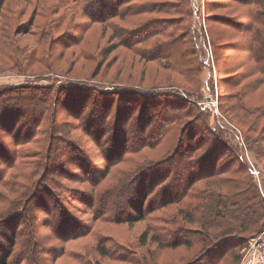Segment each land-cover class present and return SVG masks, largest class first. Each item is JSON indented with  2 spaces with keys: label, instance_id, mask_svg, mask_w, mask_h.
<instances>
[{
  "label": "trees",
  "instance_id": "1",
  "mask_svg": "<svg viewBox=\"0 0 264 264\" xmlns=\"http://www.w3.org/2000/svg\"><path fill=\"white\" fill-rule=\"evenodd\" d=\"M66 1L63 12L60 9L51 10V14L59 16L60 23L68 26V43L79 44L82 40L79 25H82L85 33L93 24L102 23L113 28V37L119 38V44L128 48L133 46V37L139 35L138 28L129 29L125 26L120 31L119 27L114 29V20H125L128 9L136 0ZM1 10L2 5L0 12ZM79 13L88 21L78 24L74 18ZM67 16L71 18L67 20ZM54 17H47L48 26L54 25L57 19ZM34 20L31 21L32 24ZM136 27H140V24ZM245 30L253 32L254 27L248 24ZM27 33H31V29ZM260 37L263 40L257 45ZM252 38L250 45L245 44L243 48L251 51L259 74L258 82L264 83V32L257 30ZM40 40L44 38L40 37L38 41ZM236 48L240 50L237 45ZM203 61V57L200 58L201 64ZM52 89L26 83L0 88V125L4 130H0V159L7 161L0 169V180L6 175L3 170L7 168V164L13 159L17 160L21 154L20 149H12L6 130L13 133L14 138L20 142L13 141V148L31 142L34 137H22L24 134L19 128H27L34 119L31 114L26 115L20 111L19 107H24L28 113H33L38 118L52 114V132L47 135L48 153L34 155L36 161L21 159L15 168L16 176L13 177L11 186V193H15V198L7 206L8 210L12 209L14 212L4 222L0 217L3 222L0 234L1 226L4 227L6 222H13L15 225L11 233L14 235L6 236L5 242L0 239V264H56L66 247L62 245L58 248L52 241L59 239L67 242L86 237L101 219L133 224L150 217V225L139 237L141 245H149L150 230L153 232L151 239L157 242L159 248L197 247L200 260L208 264L213 263L211 261L223 254L222 250L232 243H238L239 247L244 248L250 235L262 233L264 194L253 178V169L239 152V147L226 141L224 132L215 127L210 128L214 139L208 154L200 156L196 153L204 146V131L200 132L198 145H191V140L196 139L199 132L191 136L187 130L192 127L209 130L206 122V116L209 115L199 112L190 121H185V104L188 101L171 95H159L157 98H162L157 99L159 112H151L149 106L153 103L149 105V93L132 88L118 87L113 91H105L91 86H79L75 89L63 87L58 93L52 92ZM119 97L120 101H117ZM236 97L238 103L234 108L252 116L264 112V106L255 109L249 107L247 94L243 90H239ZM52 100H57L53 107L49 105ZM60 102H67L69 106L79 105L76 110L78 114L74 116L80 121L79 127L89 137L90 143L81 141L72 134L74 129L71 126L74 123L63 121L65 114L57 107ZM189 114L191 115L190 112ZM9 115L17 117V122L11 123ZM22 118H26L25 123L18 122ZM172 123L183 128L173 156L150 164L149 158H146L136 165L128 164L126 169H119L120 163L128 162V154L157 144L170 132L167 127ZM256 123L257 121L254 122ZM27 134L29 133L25 132ZM248 141L250 138L247 136L246 144L249 145ZM221 145L233 152L239 162L238 177L227 175L232 172L229 165L219 167L218 147ZM103 148L106 164L96 167L90 151H100ZM260 154L262 155L261 151L257 152L258 157ZM171 164L177 170H172ZM109 177L110 181L104 184ZM199 183L204 186L200 187ZM74 184H78V187H74ZM70 196L86 205V217L71 211L69 205L74 208L76 206ZM171 205L177 207L176 211L168 209ZM163 209L166 210L163 216L153 215ZM4 214L5 211H0V216ZM20 224L25 226L21 231L18 230ZM3 235H7V232H3ZM25 237L27 238L24 239ZM18 241H22L24 250L17 251ZM48 242L51 247H47ZM96 249L103 257H115L120 261H127L129 257L121 248L115 252L110 251L102 240L96 242ZM223 256L224 254L220 257ZM240 258H237V263ZM95 264L100 263L97 261Z\"/></svg>",
  "mask_w": 264,
  "mask_h": 264
},
{
  "label": "rangeland",
  "instance_id": "2",
  "mask_svg": "<svg viewBox=\"0 0 264 264\" xmlns=\"http://www.w3.org/2000/svg\"><path fill=\"white\" fill-rule=\"evenodd\" d=\"M65 1L0 0V88L23 83L51 87L54 93H58L63 87L75 89L79 86H91L105 91H113L118 87L132 88L149 93V105L153 103L149 110L154 113L159 112L157 99H162L157 98L159 95L184 98L188 101L185 104L187 109L182 110L184 113L187 111L185 121H190L199 112L209 115L206 116L209 130L195 127L187 130L191 136L199 132L196 139L191 140V145H198L201 133L205 132L204 146L196 153L200 156L208 154L214 139L210 128L220 129L224 132L226 141L239 147L244 160L255 172L252 174L253 178L264 194V112L252 116L234 108L237 107L236 93L239 90L247 94L249 107L255 109L264 106V83L258 82L259 74L251 51L243 48L245 44L250 45L252 35L257 30L264 32V0H136L128 9L125 20H114V29L119 27L118 30L121 31L125 26L129 29L138 28L139 35L133 37L134 44L131 48L119 44V38L113 37V28L102 23L93 24L85 33L82 25H79L82 40L79 44L68 43V26L60 23L59 16L54 17L51 14V10L60 9L63 12ZM47 17L57 18L58 21L56 19L50 27L47 25ZM70 18L67 16V20ZM33 19L34 24L31 22ZM74 20L78 24L88 21L82 13L75 15ZM138 24L140 27H136ZM248 24L254 27L253 32L245 30ZM30 29L31 33H27ZM40 37L44 40L38 41ZM262 40L263 37L258 38L257 45ZM202 57L203 64L200 63ZM251 82L254 85H249ZM208 96L217 99V111L202 108L201 102ZM56 101H50L49 105L55 106ZM78 103H81L80 97ZM57 107L65 114L63 121L74 123L71 126L74 129L72 134L81 141L90 143L89 137L79 127L80 121L74 116L78 114L76 110L79 105L69 106L67 102H60ZM19 110L26 115L31 114L34 119L27 128L20 126L22 128L19 130L24 134L22 137H34L31 142L13 148V141L20 142L14 138L13 133L6 130L12 149H20L21 154L17 160L13 159L7 164V168L3 170L6 175L0 180V211H5L4 216H0L3 222L14 212L12 209L8 210L7 206L15 198V193H11V186L18 161H36L34 155L39 156L43 152L47 154V135L52 132V114L38 118L33 113H28L24 107H19ZM16 119L17 117L9 115L11 123H16ZM25 121L26 118H22L18 122ZM256 121L257 125L254 124ZM2 127L0 125V130L4 131ZM167 129L170 132L154 146L128 154V162L120 163L119 169H126L128 164L136 165L146 158H149L150 164L173 156L183 128L172 123ZM25 132L29 134L25 135ZM247 136L252 149L246 144ZM218 148L219 167L229 165L232 172L227 175L238 177L239 162L233 152L227 151L223 145ZM83 150L86 151L84 148ZM104 150L105 148L90 151L96 167L106 164ZM206 150L209 151L205 153ZM260 151L262 155L258 157L257 152ZM6 162L0 159V169ZM173 165L175 166V162ZM174 166L170 168L177 170ZM93 169L95 173V167ZM109 181L110 177L104 184ZM198 185L204 186L203 183ZM74 187L77 188L78 184H74ZM70 199L76 206L74 208L69 205L71 211L86 217V205L72 197ZM176 208L173 205L168 207L170 211H176ZM165 213L166 210L163 209L153 215L163 216ZM150 221V217L133 224L101 219L95 223L93 232L86 237L67 242L59 239L52 241L58 248L62 245L66 247L56 264H95L97 261L100 264H208L200 260L197 247L159 248L157 242L151 239L153 232L150 230L149 245H141L139 237L147 230ZM3 222L0 221V225ZM14 225L13 222H6L4 227L1 226L0 239L5 242L6 236H13L11 232ZM22 227H25L24 224H20L18 230H23ZM3 232H7V235H3ZM23 232L25 235V230ZM246 234L248 232L244 235ZM258 234L261 232L253 235ZM98 240L106 243L110 251L115 252L121 248L123 253L129 255L127 261L101 256L96 249ZM18 242L17 251L24 250L22 241ZM46 244L51 247L49 242ZM238 245L232 243L230 247L222 250L223 257H220L223 255L221 251V255L209 264H238L237 258L241 257L243 250Z\"/></svg>",
  "mask_w": 264,
  "mask_h": 264
},
{
  "label": "built area",
  "instance_id": "3",
  "mask_svg": "<svg viewBox=\"0 0 264 264\" xmlns=\"http://www.w3.org/2000/svg\"><path fill=\"white\" fill-rule=\"evenodd\" d=\"M201 106L203 109L217 111L218 101L214 96H208L201 102ZM238 264H264V231L248 238Z\"/></svg>",
  "mask_w": 264,
  "mask_h": 264
}]
</instances>
